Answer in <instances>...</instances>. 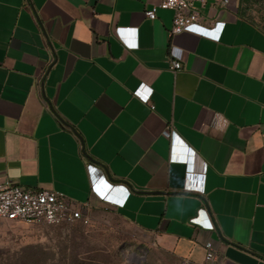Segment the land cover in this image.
<instances>
[{
  "label": "crops",
  "instance_id": "obj_1",
  "mask_svg": "<svg viewBox=\"0 0 264 264\" xmlns=\"http://www.w3.org/2000/svg\"><path fill=\"white\" fill-rule=\"evenodd\" d=\"M161 1L0 0V184L96 205L105 177L147 264H264V0L171 36Z\"/></svg>",
  "mask_w": 264,
  "mask_h": 264
},
{
  "label": "rangeland",
  "instance_id": "obj_2",
  "mask_svg": "<svg viewBox=\"0 0 264 264\" xmlns=\"http://www.w3.org/2000/svg\"><path fill=\"white\" fill-rule=\"evenodd\" d=\"M84 215L88 222L63 225L0 219V264H72L76 257L98 264H147L137 231L110 205H91Z\"/></svg>",
  "mask_w": 264,
  "mask_h": 264
},
{
  "label": "built area",
  "instance_id": "obj_3",
  "mask_svg": "<svg viewBox=\"0 0 264 264\" xmlns=\"http://www.w3.org/2000/svg\"><path fill=\"white\" fill-rule=\"evenodd\" d=\"M208 0H162L159 5L146 11V16L155 19L157 9H171L174 11L173 23L169 35H175L184 31H197L201 27L200 7L206 5ZM218 5H228L230 0H213ZM130 27H119L117 33L125 39L126 32ZM126 40V39H125ZM129 44L128 40H126ZM182 67L180 61H172L171 68L178 70ZM167 134H169L167 132ZM172 160H186L183 156L175 154L173 149ZM105 177L93 184L92 192L96 199L106 205H111L105 200L103 193L108 192ZM89 204H78L66 198L59 191L53 189H29L15 182L6 181L0 184V219L17 221L37 225H63L73 224L77 221L88 222L89 217L84 215V209ZM202 216V217H201ZM191 222L201 225L207 229H214L213 222L208 218L205 209H199L198 214ZM206 260L212 261L216 258V249L212 241L206 243ZM182 264H190L184 261Z\"/></svg>",
  "mask_w": 264,
  "mask_h": 264
},
{
  "label": "trees",
  "instance_id": "obj_4",
  "mask_svg": "<svg viewBox=\"0 0 264 264\" xmlns=\"http://www.w3.org/2000/svg\"><path fill=\"white\" fill-rule=\"evenodd\" d=\"M98 260L96 259H87V258H79V257H76L74 260H73V263L72 264H98Z\"/></svg>",
  "mask_w": 264,
  "mask_h": 264
}]
</instances>
